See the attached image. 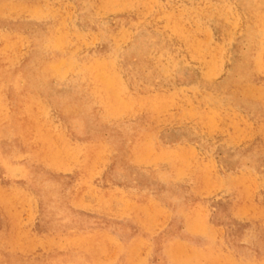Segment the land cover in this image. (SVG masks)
I'll use <instances>...</instances> for the list:
<instances>
[{
  "label": "rangeland",
  "instance_id": "374dc122",
  "mask_svg": "<svg viewBox=\"0 0 264 264\" xmlns=\"http://www.w3.org/2000/svg\"><path fill=\"white\" fill-rule=\"evenodd\" d=\"M0 264H264V0H0Z\"/></svg>",
  "mask_w": 264,
  "mask_h": 264
},
{
  "label": "bare ground",
  "instance_id": "6f19581e",
  "mask_svg": "<svg viewBox=\"0 0 264 264\" xmlns=\"http://www.w3.org/2000/svg\"><path fill=\"white\" fill-rule=\"evenodd\" d=\"M149 97V96H148Z\"/></svg>",
  "mask_w": 264,
  "mask_h": 264
}]
</instances>
